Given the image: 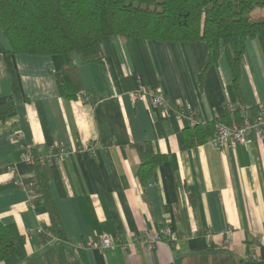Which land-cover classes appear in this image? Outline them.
<instances>
[{
  "label": "crops",
  "instance_id": "1",
  "mask_svg": "<svg viewBox=\"0 0 264 264\" xmlns=\"http://www.w3.org/2000/svg\"><path fill=\"white\" fill-rule=\"evenodd\" d=\"M104 60L79 65L86 96L64 97L59 55L14 52L0 29V221L24 236L4 264H242L264 259V137L248 143L209 140L193 147L184 129L237 106L227 55L209 63L205 41L107 37ZM243 116L264 111V59L249 39L241 65ZM143 83L162 92L164 109L135 98ZM93 91L100 95L88 100ZM89 93V94H88ZM185 110L186 115L178 116ZM213 137V136H211ZM210 137V138H211ZM151 141L167 159L142 186L136 143ZM92 145L94 150H89ZM64 148L50 164V191L66 239L48 237L44 205L32 206L27 185L36 171L24 152ZM12 166V169L9 167ZM40 192L39 187L36 193ZM171 226L178 240L153 248L135 243L100 249L103 236L130 239Z\"/></svg>",
  "mask_w": 264,
  "mask_h": 264
},
{
  "label": "trees",
  "instance_id": "2",
  "mask_svg": "<svg viewBox=\"0 0 264 264\" xmlns=\"http://www.w3.org/2000/svg\"><path fill=\"white\" fill-rule=\"evenodd\" d=\"M264 0H0V29L14 52L59 55L65 80L60 93L66 98L86 96L79 65L104 60L103 40L107 37H141L167 42L205 41L209 63L227 55L233 85L241 104L227 105L223 115L198 121L184 129L188 147L207 142L219 123H241L243 91L241 65L247 42L256 39L264 59V14L254 17ZM88 100L96 102L100 95ZM89 94V93H88ZM16 105L12 97L0 103V119L13 117ZM141 161L136 175L144 187L154 170L166 159L151 141L136 143ZM55 147L29 149L36 179L27 185L33 191L30 204L44 205L50 223L43 227L48 237L66 239L56 204L50 191L49 151ZM39 187L40 192L36 193ZM24 236L15 224L0 221V264L15 254Z\"/></svg>",
  "mask_w": 264,
  "mask_h": 264
},
{
  "label": "built area",
  "instance_id": "3",
  "mask_svg": "<svg viewBox=\"0 0 264 264\" xmlns=\"http://www.w3.org/2000/svg\"><path fill=\"white\" fill-rule=\"evenodd\" d=\"M134 94L136 99H139L141 101H148L151 104L158 107H162L164 109H168L173 106L171 99L168 98L164 93L150 91L143 83L137 86L134 91ZM231 108H234V106H232ZM184 115H186L185 110L178 112L179 117H182ZM191 120L192 125L199 121L196 118H191ZM259 135H262L264 137V111H260L253 119L247 118L241 123H219L217 126L216 134L209 139V142H211L215 146H222L227 140H231L233 142L248 143L253 140L254 136ZM88 148L89 150H94V147L92 145H90ZM65 153L66 149L59 147L54 151H49L47 159L51 164ZM24 155L26 160L32 162V155L30 151H25ZM12 168V166L9 167V169ZM30 193L32 194L33 191H30ZM177 240L178 233L173 230L171 226H165L161 233L153 234L146 232L140 235H133L130 239L126 240H123L121 237L118 236H103L98 246L100 249L103 250L116 245H119L123 249H126L129 247L130 244L140 243L148 246L149 248H153L157 243L161 241L174 244Z\"/></svg>",
  "mask_w": 264,
  "mask_h": 264
},
{
  "label": "rangeland",
  "instance_id": "4",
  "mask_svg": "<svg viewBox=\"0 0 264 264\" xmlns=\"http://www.w3.org/2000/svg\"><path fill=\"white\" fill-rule=\"evenodd\" d=\"M261 14H264V8H256L253 12L252 15L254 17L259 16Z\"/></svg>",
  "mask_w": 264,
  "mask_h": 264
},
{
  "label": "water",
  "instance_id": "5",
  "mask_svg": "<svg viewBox=\"0 0 264 264\" xmlns=\"http://www.w3.org/2000/svg\"><path fill=\"white\" fill-rule=\"evenodd\" d=\"M242 264H264V259L261 260H252V261H245Z\"/></svg>",
  "mask_w": 264,
  "mask_h": 264
}]
</instances>
